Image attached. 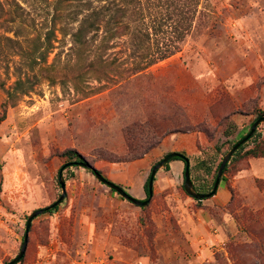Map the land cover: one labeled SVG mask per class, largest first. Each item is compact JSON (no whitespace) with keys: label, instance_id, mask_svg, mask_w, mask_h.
<instances>
[{"label":"rangeland","instance_id":"rangeland-1","mask_svg":"<svg viewBox=\"0 0 264 264\" xmlns=\"http://www.w3.org/2000/svg\"><path fill=\"white\" fill-rule=\"evenodd\" d=\"M129 1L127 34L102 52L100 38L74 42L81 0H0V264L19 255L28 217L62 195L67 150L139 201L153 167L178 152L199 193L264 112V0ZM49 31L55 48L42 56ZM219 91L228 99L211 108L207 135L160 141V114L177 102L198 126L211 114L197 100ZM184 172L182 161L161 169L140 207L86 168L64 170L67 196L34 220L18 264H264V159L232 162L202 202Z\"/></svg>","mask_w":264,"mask_h":264},{"label":"trees","instance_id":"trees-1","mask_svg":"<svg viewBox=\"0 0 264 264\" xmlns=\"http://www.w3.org/2000/svg\"><path fill=\"white\" fill-rule=\"evenodd\" d=\"M199 2H198V6H200ZM96 4L97 6H94ZM131 4L132 2L129 0H81L80 3V6L82 8L81 12L85 15H83V18L80 21L79 27L77 28L76 32L72 34L74 42L76 44H79L77 42H80L81 38L86 39L89 36H90L89 38L90 41H95L97 38H100L98 49L102 52H105L106 50L109 49L108 48L109 43L118 38L119 31H122L125 34H127L130 26L124 20L127 19V13L129 11V7ZM77 14L78 13H76V15ZM52 36L53 33L49 31L46 35V40H45L46 42H43L41 40V43L38 46V50H37V52L40 55L42 56L50 55L53 52L55 47L53 45V40L51 38ZM132 71L137 73L136 69H133ZM17 84H19V81L17 82ZM189 99H182L181 101H183V103H187ZM227 99H228V95L224 91H219L215 96L212 97L207 96L206 98L197 100V102L205 106L208 112H210L211 114V116H209L208 113L204 115L202 121L199 123L198 126L191 125L190 121L188 120V115L184 111L185 108L176 102L175 104L172 105V109L174 110L175 114L173 115H169L166 113L160 114V119H162V121L166 124L165 126H163V128L160 131H158L161 132L160 141L172 134L190 133L195 131L207 135L209 131V127H207L206 124H208V120L210 119V117L214 120L219 119L217 115L214 114L212 115L211 108H214L217 105L221 106L223 102H225V100ZM6 108H7V103L5 102L1 105L0 109L5 112ZM263 116H264V112L259 111L255 121ZM4 120H5V115L0 117V122ZM150 128L154 130L153 123L150 125ZM129 132L132 133L131 130H129ZM255 136L256 134L247 144L242 146L239 149V151L234 155V157L231 159V162L225 168L224 176H226V174L229 172V168L232 162L244 161L247 159H264V139L256 140ZM251 143H253V147H249ZM60 158H62V160L64 161V164L61 167V169L67 167L70 164H74L73 167H81L80 164L82 163L89 164L81 154H79L77 151L73 149L64 152ZM136 158L137 156L134 157V159ZM174 161H182V159L176 158L171 162ZM182 162L184 163V161ZM221 163H219V165L214 171V183L216 181L218 170L220 168ZM169 164L166 165V168L169 167ZM200 164L204 165V161H202ZM208 168H209L208 173H211L212 170L211 167ZM66 169H68V167ZM185 169H186V164H185ZM88 172L94 175L93 171L88 170ZM97 172L101 173L98 170ZM190 173H191V167H190ZM256 182L258 187L261 188L263 183L259 180H257ZM213 186L212 187L203 186L200 189L201 192L199 193L200 194L210 193L213 190ZM229 190L233 194V191L231 189ZM145 191L148 193V182L145 186ZM58 208L59 207L51 211H48L47 213H53ZM256 247L258 248L261 247V243L259 240H256L255 243V249L257 252L258 249ZM229 251L230 253L234 254L235 248L229 247ZM257 254L258 255H255V257L256 260H259V257L262 255V252H258Z\"/></svg>","mask_w":264,"mask_h":264},{"label":"water","instance_id":"water-1","mask_svg":"<svg viewBox=\"0 0 264 264\" xmlns=\"http://www.w3.org/2000/svg\"><path fill=\"white\" fill-rule=\"evenodd\" d=\"M264 124V116L257 119L249 133L243 137L241 140H239L237 143H235V145L228 151V153L225 155V157L222 160V163L220 165V168L218 170V175L216 178V181L214 183L213 186V190L210 193L207 194H200L195 190L194 184L192 182L191 179V173H190V160L184 156L181 153L178 152H173L168 154L166 157H164L158 164H156L151 172V175L149 177L148 180V193H147V199L144 201H139L136 200L135 198H133L132 196H130L128 193H126L122 188H120L119 186H117L116 184L110 182L109 180H107L101 173L97 172V170L91 166L90 164H86V163H82L80 164L81 167L86 168L88 170H91L94 172V176L96 177V179L103 185L107 186L108 188H110L112 191L118 193L123 199L137 205L140 207H147L150 202L152 201L153 195H154V182H155V178L157 173L163 169L167 164H169L171 161H173L176 158L182 159V161H184V163L186 164V169L184 172V177H185V184H184V188L186 193L192 197L193 199L202 202L204 200L210 199L212 197H214L219 189L220 183H221V179L224 175V171L226 166L230 163L231 159L234 157V155L239 151V149L244 146L245 144H247L256 134L257 129L259 128V126ZM74 164H70L67 167H73ZM64 167L61 169L60 174H59V184L62 190V195L60 196V198L53 203L52 205L44 208V209H39L34 211L27 219V223H26V229H25V235H24V239H23V244H22V248L19 252V255L10 263L8 264H18L21 262V260L24 258L26 251H27V247H28V243H29V234L32 228V224L34 222L35 219H37L38 217H40L41 215L47 213L48 211H51L57 207H59L62 202L65 200L66 196H67V191H66V182L63 179V172L64 170L67 168Z\"/></svg>","mask_w":264,"mask_h":264}]
</instances>
